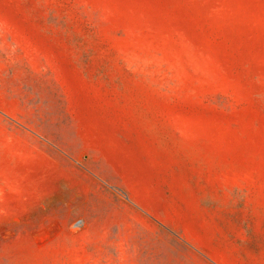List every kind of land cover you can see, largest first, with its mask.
<instances>
[{
  "label": "rangeland",
  "instance_id": "1",
  "mask_svg": "<svg viewBox=\"0 0 264 264\" xmlns=\"http://www.w3.org/2000/svg\"><path fill=\"white\" fill-rule=\"evenodd\" d=\"M0 264H264V0H0Z\"/></svg>",
  "mask_w": 264,
  "mask_h": 264
}]
</instances>
